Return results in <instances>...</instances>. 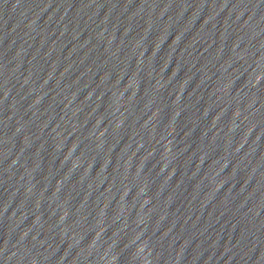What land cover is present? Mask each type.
<instances>
[{
  "label": "water",
  "instance_id": "obj_1",
  "mask_svg": "<svg viewBox=\"0 0 264 264\" xmlns=\"http://www.w3.org/2000/svg\"><path fill=\"white\" fill-rule=\"evenodd\" d=\"M0 264H264V0H0Z\"/></svg>",
  "mask_w": 264,
  "mask_h": 264
}]
</instances>
